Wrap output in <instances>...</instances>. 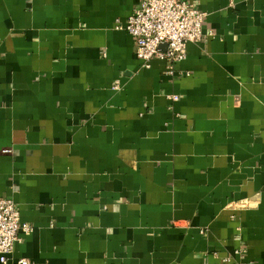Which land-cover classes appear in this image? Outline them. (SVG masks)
I'll return each instance as SVG.
<instances>
[{"label": "crops", "instance_id": "crops-1", "mask_svg": "<svg viewBox=\"0 0 264 264\" xmlns=\"http://www.w3.org/2000/svg\"><path fill=\"white\" fill-rule=\"evenodd\" d=\"M187 1L170 76L116 28L139 0H0V198L33 227L0 264H264V0Z\"/></svg>", "mask_w": 264, "mask_h": 264}, {"label": "built area", "instance_id": "built-area-1", "mask_svg": "<svg viewBox=\"0 0 264 264\" xmlns=\"http://www.w3.org/2000/svg\"><path fill=\"white\" fill-rule=\"evenodd\" d=\"M204 12L187 0H139L134 12L123 25L135 39L136 56L149 67L155 57L165 61L166 73L174 76L178 65L187 57V44L204 37ZM165 44L166 48H161ZM172 96L171 99H177ZM8 149H4V152ZM31 234L33 227L22 221L20 211L12 198H0V262L7 263L8 255L21 240L20 232ZM243 254V249L236 251ZM230 260V257L226 258ZM19 264H27L20 258Z\"/></svg>", "mask_w": 264, "mask_h": 264}]
</instances>
